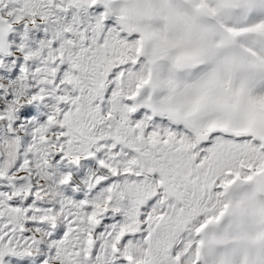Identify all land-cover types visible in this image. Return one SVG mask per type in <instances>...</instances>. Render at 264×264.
<instances>
[{"label":"snow or ice","instance_id":"snow-or-ice-1","mask_svg":"<svg viewBox=\"0 0 264 264\" xmlns=\"http://www.w3.org/2000/svg\"><path fill=\"white\" fill-rule=\"evenodd\" d=\"M0 264H264V0H0Z\"/></svg>","mask_w":264,"mask_h":264}]
</instances>
